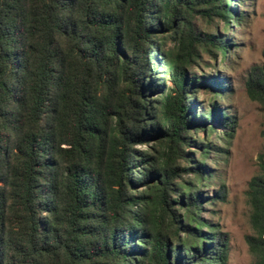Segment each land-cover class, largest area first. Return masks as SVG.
<instances>
[{"label":"trees","instance_id":"16d2710c","mask_svg":"<svg viewBox=\"0 0 264 264\" xmlns=\"http://www.w3.org/2000/svg\"><path fill=\"white\" fill-rule=\"evenodd\" d=\"M232 1L0 0V264H229L201 216L210 143L194 131L228 140L235 121L211 103L199 123L193 95L220 86L193 69L230 47ZM258 168L246 240L264 264V151Z\"/></svg>","mask_w":264,"mask_h":264},{"label":"rangeland","instance_id":"374dc122","mask_svg":"<svg viewBox=\"0 0 264 264\" xmlns=\"http://www.w3.org/2000/svg\"><path fill=\"white\" fill-rule=\"evenodd\" d=\"M230 6L237 16L244 17L239 22L230 19L226 29L222 21L219 23V33L230 47L215 59L203 55L193 69L195 74L204 73L200 72L204 70L220 86L201 87L193 95V100L201 103L196 108L199 123L203 122L201 116L209 113L211 103L233 116L235 121L228 140L218 136L225 128L217 122H206L213 126L211 134L202 128L194 131V138L204 137L210 143L205 160L210 172L202 188L201 216L227 235L229 264H254L255 256L246 240L254 233L250 224L248 190L251 178L259 171L258 155L264 151V104L248 95L246 82L249 74L255 72L253 68L264 63V0H233ZM194 23L200 31L206 29L200 17H196ZM148 53H152L151 48ZM158 63L161 65L160 55ZM159 65L151 68V79L160 72ZM166 85L172 86L169 80ZM156 93L149 95L154 97ZM191 145L188 149L197 159V144L191 142ZM136 147L145 148L144 145Z\"/></svg>","mask_w":264,"mask_h":264}]
</instances>
